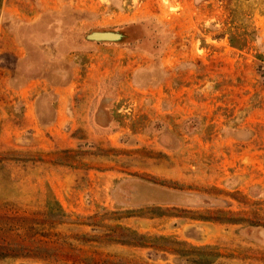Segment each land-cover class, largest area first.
I'll use <instances>...</instances> for the list:
<instances>
[{
	"label": "rangeland",
	"instance_id": "obj_1",
	"mask_svg": "<svg viewBox=\"0 0 264 264\" xmlns=\"http://www.w3.org/2000/svg\"><path fill=\"white\" fill-rule=\"evenodd\" d=\"M1 14L28 51L1 63L38 78L41 121L57 89L73 98L44 150L16 154L42 199L1 218L0 264H264V0H0Z\"/></svg>",
	"mask_w": 264,
	"mask_h": 264
},
{
	"label": "crops",
	"instance_id": "obj_2",
	"mask_svg": "<svg viewBox=\"0 0 264 264\" xmlns=\"http://www.w3.org/2000/svg\"><path fill=\"white\" fill-rule=\"evenodd\" d=\"M1 16L5 15H0V87L2 85L7 89V95L0 94V229L1 218L4 215H15L17 212L29 213L32 211V200L39 199L40 201L42 199L41 191L32 188V175L25 173V160L24 162L17 160L16 154L23 150L29 152L44 150L43 145L48 143L45 135L53 130L57 133L61 132L60 128H63L69 120L67 112L73 93L72 88L57 89L53 119L47 123L41 121V104L45 95L42 94L41 88L37 93L33 91L38 84L41 85L39 81H36L38 78L35 76L24 77L20 82L16 69L6 67L1 63V56L5 52L16 55L18 48H21L24 50L25 57L28 53L27 47L25 45L23 47L21 34L14 27H9L4 21H1ZM36 19V17L31 20L27 19L24 25H34ZM191 52L189 51V53ZM174 53V59H176L181 55V50L178 48ZM163 59L164 57L160 60L163 61ZM20 60V56H15V61ZM216 67L219 68H216L212 74L214 73L217 79L218 77L222 79L224 71L222 64L218 66V60H216ZM199 72L203 74L202 69ZM192 78L199 81L207 80L204 76L199 79L196 75L189 80ZM42 81H46V79L44 80L42 77ZM190 83L192 84L191 81ZM55 86L60 87L63 84ZM20 102L24 106L23 111L15 109ZM43 198H46V194H43Z\"/></svg>",
	"mask_w": 264,
	"mask_h": 264
},
{
	"label": "water",
	"instance_id": "obj_3",
	"mask_svg": "<svg viewBox=\"0 0 264 264\" xmlns=\"http://www.w3.org/2000/svg\"><path fill=\"white\" fill-rule=\"evenodd\" d=\"M119 35L113 32H93L86 36L87 40L98 41V42H117Z\"/></svg>",
	"mask_w": 264,
	"mask_h": 264
},
{
	"label": "trees",
	"instance_id": "obj_4",
	"mask_svg": "<svg viewBox=\"0 0 264 264\" xmlns=\"http://www.w3.org/2000/svg\"><path fill=\"white\" fill-rule=\"evenodd\" d=\"M201 258H206V257H201ZM212 260H209V262H211Z\"/></svg>",
	"mask_w": 264,
	"mask_h": 264
},
{
	"label": "flooded vegetation",
	"instance_id": "obj_5",
	"mask_svg": "<svg viewBox=\"0 0 264 264\" xmlns=\"http://www.w3.org/2000/svg\"><path fill=\"white\" fill-rule=\"evenodd\" d=\"M144 41H145V39H144ZM144 41H143V42H144Z\"/></svg>",
	"mask_w": 264,
	"mask_h": 264
}]
</instances>
